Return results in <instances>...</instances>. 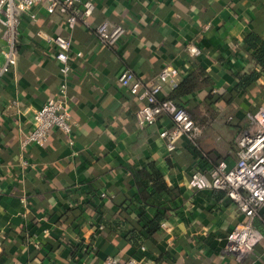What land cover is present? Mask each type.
I'll use <instances>...</instances> for the list:
<instances>
[{
    "label": "crops",
    "instance_id": "crops-1",
    "mask_svg": "<svg viewBox=\"0 0 264 264\" xmlns=\"http://www.w3.org/2000/svg\"><path fill=\"white\" fill-rule=\"evenodd\" d=\"M92 2L90 25L110 22L126 31L115 49L102 47L84 24L70 29L64 15L40 9L36 21L22 18L17 67L0 79V260L264 264V241L244 263L225 255L227 236L247 220L226 193L193 182L197 172L209 180L221 161L236 163L237 139L252 129L249 113L264 108V75L248 92H233L241 77L261 71L246 39L257 33L264 40V0ZM3 35L0 24V69ZM49 36L72 40L66 81L73 145L54 129L46 145L24 150L35 112L57 96L65 79ZM194 47L200 55L190 54ZM165 65L180 71L178 86L199 68L213 83L209 90L181 96L170 84L163 87L160 99L183 104L201 129L198 146L185 137L175 153L159 137L172 127L171 119L162 117L140 130L136 117L145 101L119 83L125 70L148 82ZM208 94L220 102L206 104ZM151 165L162 172L172 194L146 203L134 172H150ZM100 205L103 211L96 213ZM159 208L170 209L167 228L152 241L133 243L132 232H142L140 213L151 216ZM255 226L264 233V213ZM80 244L89 248L87 254L75 253Z\"/></svg>",
    "mask_w": 264,
    "mask_h": 264
},
{
    "label": "built area",
    "instance_id": "built-area-1",
    "mask_svg": "<svg viewBox=\"0 0 264 264\" xmlns=\"http://www.w3.org/2000/svg\"><path fill=\"white\" fill-rule=\"evenodd\" d=\"M40 9L46 10L49 15H64L70 29H74L79 23L84 24L95 32L101 46L110 50L115 49L126 34L121 25H113L110 22L101 23L96 27L90 25V19L95 12L92 0H0V24L4 27L3 38L6 45L1 51L5 63L0 69V79L17 67L22 18L27 16L36 21L37 11ZM46 40L57 50L56 60L62 65L60 72L65 79L57 96L35 112L33 129L22 141L24 150L30 145H46L54 129L62 132L69 139V144L73 145V125L66 81L71 72L69 53L72 40L63 36H49ZM189 52L192 56L200 55V51L195 47L190 48ZM180 74L177 68L165 65L154 79L148 82L137 78L131 70H125L119 77L123 89L145 101V106L136 117L140 130H145L162 117L171 119L172 127L159 132V137L166 142L169 153L177 152L180 141L185 137L198 146L201 135V129L185 106L172 99H160L165 85L170 84L175 89L178 87ZM248 119L252 129L241 133L237 139L236 163L230 165L226 161L219 162L210 171L209 180L200 172L193 176V182L198 188L226 193L246 218L247 221L237 225L226 239L224 253L237 263L249 260L255 249L264 241V233L255 226V221L264 213V108H260L253 115L249 114ZM24 165L29 166V163L25 162ZM161 228H167L165 221L161 223ZM105 264H144V261L130 259L121 262L116 258H108Z\"/></svg>",
    "mask_w": 264,
    "mask_h": 264
},
{
    "label": "trees",
    "instance_id": "trees-1",
    "mask_svg": "<svg viewBox=\"0 0 264 264\" xmlns=\"http://www.w3.org/2000/svg\"><path fill=\"white\" fill-rule=\"evenodd\" d=\"M246 45L248 48L255 51V59L258 65L261 67V71H254L248 75L241 77L238 86L233 91L237 93H239L240 91L248 92L251 88L254 87L259 78L264 75V40H262V38L257 33H251L246 39ZM211 88H213L212 81L209 79V77H207L206 72L203 69L199 68L198 72L188 76L187 79H185V81H183V83H181L175 91L177 96H181L186 92L190 95L193 93L209 90ZM172 100H174V98H172ZM220 100L221 97H215L210 94H208V96L205 98L206 104L220 102ZM176 103L184 106L180 102ZM189 113L191 114L190 111ZM249 114L253 115L255 113L250 112ZM150 168V172H134L141 199L146 203L151 197L155 195L163 196L172 194V190L165 182L162 172L156 169L154 165H151ZM94 209L96 213H102L103 211L102 205L96 206L94 207ZM168 211H170V209L168 208H159L151 216H148L147 212L140 213L139 226L142 228L141 230L143 234H145V236L140 234L142 232H139L136 229L132 232V242L143 244L145 243V241H147V239L151 241L154 240L155 236L161 230V223L168 218ZM74 249L75 253H79L81 255L85 253L87 254L89 252V248L87 249V247L83 244L74 247ZM0 264H3V261L0 260Z\"/></svg>",
    "mask_w": 264,
    "mask_h": 264
}]
</instances>
